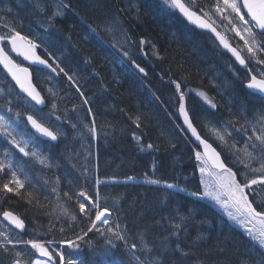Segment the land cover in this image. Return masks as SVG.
Returning a JSON list of instances; mask_svg holds the SVG:
<instances>
[{
	"label": "trees",
	"instance_id": "16d2710c",
	"mask_svg": "<svg viewBox=\"0 0 264 264\" xmlns=\"http://www.w3.org/2000/svg\"><path fill=\"white\" fill-rule=\"evenodd\" d=\"M44 2L49 4V0ZM65 2L71 4L73 11L66 12L64 17L56 19L51 26L42 27L45 20L43 14L35 9L33 0H0V9H12L11 13L0 11V25L7 22L45 43L46 49L62 61L66 72L76 82L73 84L64 73L52 78L46 72V77L50 78L49 85L54 84L58 93L54 98L49 97L47 106L38 116L44 120L42 117L48 116L54 100L57 104L55 115L48 116L44 121L54 130L62 126L67 139L61 138L56 144L36 139V146L43 154L50 156L56 165L54 168H42L0 139V158L4 150L8 149L14 166L19 165L23 169V173L18 170L20 178L23 180L24 174H27L39 190L37 195L41 203H45V196L52 203L47 208H37L34 203L29 205L26 200L9 193L0 200V211L8 207L19 211L32 229L50 235L52 239H73L74 232L67 228V217L57 221L55 216L44 214L50 212L56 203L55 195L50 192L56 177L60 181V203L70 213L77 215L79 223L74 227L75 232H80L87 229V220L80 219L83 214L79 212L75 199L67 200L63 193L82 188L92 196L95 179L105 181L116 177L122 182L131 176L136 178L134 184L109 182L99 186L101 206H104V200L107 199L109 210H112L116 197H125L120 200V206L124 209L122 218L126 217L128 223L129 243L136 242L139 247L136 233L145 232L147 239L159 246V242L171 231L164 218L174 215L177 207L185 214L191 209L192 220L187 224V231L181 232L178 241L173 239V245L179 242L181 247H186L198 234H202L207 237L206 242L193 251L207 264H264L259 247L253 250L245 234L232 226L214 206L183 192L174 198L170 197L167 205H162L156 186L142 182L145 179L144 173L152 176L151 163L155 157L163 165L157 176L169 182H174L176 178L189 193H201L199 161L194 155L198 150L189 135L181 131L183 126L177 111L179 101L172 81L180 83L181 90L187 93L190 115L200 132L221 150L227 161L228 156L235 160L231 150L221 145L204 125L212 122L224 125L232 121L234 127L239 128L244 124L242 110L248 120H254L258 110H264V98L245 87L246 69L240 67L228 53L212 46L206 33L192 28L177 11L163 5L162 0H118L117 4L115 0H100V8L93 7L94 0ZM215 2L196 0L194 8L200 11L201 8L212 7ZM117 15L138 50H141V39L147 43L148 59H142V63L139 61L147 75L141 74L129 60H125L124 55L111 46V38L102 32V26H106ZM21 21L22 27L19 26ZM222 23L225 28L230 25L225 19ZM3 29L5 27H0V32ZM238 37L232 32L233 43L241 47L243 40ZM153 46L162 59L153 54ZM259 55L264 59V53ZM252 63H249L250 67ZM259 66L264 70V65ZM40 76L35 71V83L44 92L46 82L41 73ZM0 89L3 90L0 93L1 111L13 115L19 112L20 118L24 119L25 113L31 111L32 106L14 88L1 68ZM79 92L84 95L80 96ZM197 92L206 93L217 107L211 109ZM85 98L89 101L88 105L83 104ZM9 100L12 113L6 111ZM74 106L76 111H72ZM88 107L92 109L91 114L86 111ZM137 115L141 116L139 128L134 123ZM56 116H60L62 121H57ZM93 117L98 130L95 135L83 128ZM67 120L76 123L77 129H72ZM229 130L232 131V136L226 137L229 144L235 141L237 147L242 148L244 135L231 127ZM25 131L29 132L28 128ZM134 134L142 136L145 145L151 143L154 147L158 146L159 151L152 154L140 151ZM171 143H175V148L170 146ZM75 153H79V156H75ZM228 163L235 169L240 166ZM85 168L87 172L82 175ZM48 170L52 174L47 175ZM44 175L48 177V186H44ZM184 176L188 177L186 181L182 178ZM4 177H7V173ZM69 181L72 182L71 187ZM28 189L29 184L26 182L25 189L21 191ZM130 204L135 205L134 210L129 208ZM259 209L263 210L262 204ZM140 213L143 215L137 218ZM50 220L56 227L48 232ZM61 224L66 228L64 233L59 232ZM85 241H92L98 251H103L105 247L104 237L94 231L88 233ZM81 247L84 249L83 256L90 258L91 252L84 247V242H81ZM195 259L190 258L186 264H195Z\"/></svg>",
	"mask_w": 264,
	"mask_h": 264
},
{
	"label": "snow or ice",
	"instance_id": "6c2138e0",
	"mask_svg": "<svg viewBox=\"0 0 264 264\" xmlns=\"http://www.w3.org/2000/svg\"><path fill=\"white\" fill-rule=\"evenodd\" d=\"M50 2L53 10L48 12L49 5L44 0H33L35 9L43 14V19L46 21V23L41 25L42 27L51 26L57 18L63 17L66 12L73 11L71 4L65 2V0H50ZM162 2L169 8L178 9L184 17L193 23H198L200 27L211 28V25L203 19V17L208 16V13L201 8L200 12L203 14L202 17L193 10L196 0H188V3H185V0H162ZM93 7L100 8V0H94ZM214 10L216 14L228 21L231 25V30L244 41V48L247 50L252 62L257 65H264V59H261L259 55L260 53H264V0H216ZM0 11L11 13L12 9L6 8L0 9ZM120 23L118 15L111 18V22L106 25L105 31L113 36L116 46L121 48L123 55L131 59L129 51H124L123 49L125 46L131 47L135 41H132L131 37L123 31L119 26ZM19 26H23L22 21L19 22ZM0 27H6L8 29L7 32H0V65H3V68L7 70L16 84L19 85L20 89L24 93H27V96L31 97L36 105H44V97L40 95L31 83L29 69L17 64L9 56L8 52L5 51V48H9L11 52L37 65V72H43L45 68L56 72V68H60L59 64L53 67L47 59H42L37 55L36 48L38 45L21 35L20 31H17L16 26L5 22ZM211 30L216 32L215 28H211ZM216 35L239 64L244 66L246 71L251 74L252 69L248 67V62L241 56L240 51L233 48L219 32H216ZM117 36H119V39H117ZM144 43V40L140 41L141 45ZM153 54L157 58L162 59L158 51H156L155 46H153ZM132 63L140 73L147 75L143 67L136 64L134 60ZM40 65L44 67L41 68L39 67ZM60 72H63L73 84L76 83L72 76L64 72L63 68H60ZM259 76L260 78L258 79L257 75H250L246 87L264 95V70L259 71ZM172 83L175 84L178 100L181 102L178 111L183 115V122L187 126L186 129L181 128V131H190L191 135L195 137V141L199 142L195 146L197 148L200 145L203 146V151H195L194 155L195 159L200 161V183L204 185V191L203 193L196 191L189 193L187 188L181 187L176 178H174V182H169L168 179L157 176V173L162 169L163 165L155 157L151 163L152 176L149 177L148 173H144L145 179L142 182L156 186V190L160 193L159 200L162 205H167L170 197L174 198L181 192L195 197L197 200L211 199L215 201L221 207L228 210L227 214L229 219L245 229L246 234L250 238V243H252L253 250H256L258 245L259 254L264 257V210L258 211L257 207L253 206V201L249 200V196L251 195L257 205L264 204V110H258L254 120H248L245 112L242 110L241 116L244 119V124L239 128H235L234 122L232 121L225 122L221 126L223 130L215 126H210L208 123L204 125L220 141L221 145L227 146L231 150L235 156L233 162L242 166L240 179H238L237 173L225 165L224 161L220 158V153L207 140L203 139L198 133L197 128L193 126L189 113L183 103L186 93L180 90V83L176 81H172ZM2 91L0 89V93ZM47 91L51 97L54 98L56 96V93L51 88L47 89ZM188 91L194 90L189 89ZM196 94L211 109L217 107L206 93L197 92ZM79 95L83 96L84 93L79 92ZM88 103V99L85 98L83 104L88 105ZM56 110L57 104L53 100L48 116L55 115ZM6 111L8 113L13 112L10 100L7 101ZM38 111H42V109H38ZM72 111H76L75 106ZM86 111L91 114V107H88ZM14 115L18 121L20 113L15 112ZM48 116H44L42 119L47 120ZM61 119L60 116H56L57 121H61ZM26 120L38 136L24 139V136L18 133L16 127L13 126L15 122H11L10 118L6 115H0V136L4 137L5 142L14 146L15 149H18L19 153H22L24 157H28L30 161L39 164L42 168H54L56 165L50 156L43 154L41 150L35 147L36 139L44 137L47 138V142L52 143L61 138L67 139V134L63 131L62 126L57 127L53 131L52 128L46 127L44 123L32 115H27ZM67 123L70 124L72 129H77L76 123H73L71 120H67ZM134 123L137 128L140 127V115L135 116ZM230 127L234 131L244 135L245 141L242 148H238L235 141L229 144V141L226 139V137L232 136V131L229 130ZM83 128L87 129V132L91 135H95V118L93 117L89 124H84ZM249 132L251 133L250 135ZM81 135H83V132H81ZM18 136H20L19 139H17ZM134 138L140 151H148L149 154L159 151L158 146L154 147L151 143L145 145L142 142V136H135L134 134ZM30 143L33 145L31 149H29ZM170 146L175 148L176 145L175 143H171ZM74 155L79 156V153H75ZM9 156V150L5 149L2 158H0V180L3 181L0 183V200L11 193L26 200L29 205H33L34 203L37 208H47L48 204L52 203L50 198L45 196V203H41L37 195L39 190L35 188L27 174H24L23 180L20 178L18 170L23 173V169L19 165L14 166ZM86 172L87 169L85 168L82 175ZM5 173H7L6 178L4 177ZM206 174L208 179H205ZM193 175L195 174L193 173ZM178 176H182V174H178ZM182 178L185 181L188 179L186 176ZM85 180H87V176H85ZM26 182L29 184V189L22 192L21 190L25 189ZM129 182L134 184L136 178L129 176L122 182L112 181V183L124 184H128ZM47 183L45 181V184ZM59 183V177H56L53 186L50 188V192L55 195L56 203L50 212H45L44 214L50 217L55 216L57 221L61 217H67V228L74 232V238L63 239L59 242L55 239L47 241H39L37 239L24 240L22 238V233L25 230L24 220L13 211L4 210L0 212V264H57V258L59 264H186L193 257H196L195 264H207L206 260L197 257L193 251V249L200 248L206 242L207 237L198 234L192 243L186 247H181L179 242H176L174 245L172 243L173 239L179 240L182 231H187V224L192 220L191 209L185 214L177 207L174 209V215L170 214L164 218L167 220L171 231L159 242V246L151 243L147 239L145 232H137L136 240L139 242L138 247L136 242L129 243L130 233L128 223L126 217L122 218L124 209L120 206V200L125 199V197H116L113 200L111 211L107 206V199L104 200V206H101L102 197L99 186L101 183L107 185L109 181L95 179L92 196L82 188L76 189L71 193H63V197L67 200L75 199L79 212L83 214L80 219L87 220V229H82L80 232H75L74 227L79 223L77 215L70 213L69 209L60 203L62 197ZM68 184L71 187L72 182L69 181ZM93 196L95 199H93ZM89 201L92 202L89 203ZM129 208L134 210L135 205L130 204ZM233 209L234 211H232ZM57 210L59 211L57 212ZM113 212L116 213L115 216H113ZM142 215L143 213H140L137 218H140ZM258 224L260 227H257ZM55 227L56 224L50 220L48 232H51ZM17 229L20 231L17 232ZM65 231L66 228L61 224L59 232L64 233ZM93 231L101 237H104L105 247L103 251H98L92 241H85L88 233ZM34 234L37 236L41 235L38 231H35ZM81 242H84V247L90 250V258L83 256L84 249L81 247ZM29 245L30 249L34 250L31 254H29L30 250L27 248ZM63 245H67L72 250L69 252L67 258ZM21 246L24 247L22 248ZM50 248L52 249L51 251L49 250ZM36 253L39 256H36ZM54 253L55 257L53 255ZM121 254L123 258H121ZM207 255L208 253L206 252L205 256ZM40 257H47V259H41ZM244 264H247V262H244Z\"/></svg>",
	"mask_w": 264,
	"mask_h": 264
},
{
	"label": "rangeland",
	"instance_id": "374dc122",
	"mask_svg": "<svg viewBox=\"0 0 264 264\" xmlns=\"http://www.w3.org/2000/svg\"><path fill=\"white\" fill-rule=\"evenodd\" d=\"M210 15L214 16L215 14L211 12ZM105 27L106 26H102V32H105L107 35H109L108 32L105 31ZM117 39H119V36H117ZM111 41H112L111 46L114 49H116L121 55H123V51L121 50L120 47L116 46L115 41L113 40V37H111ZM136 47L137 46L135 44H132L131 47L125 46L123 50L124 51H129V56L131 57V59L129 57H126V56H123V58H125L126 60H129L130 62H132L133 60L136 61V59L138 58V55L140 54L138 52L141 51V50H138V48H136ZM245 52L247 53V50H245ZM219 128H221V130H223L221 126H219ZM24 139H28V138H24ZM30 145H31V143L29 144V147H30ZM199 165H200V161H199ZM198 171H199V169H198ZM199 176H200V172H199ZM205 179H208L207 174L205 175ZM200 180H201V176H200ZM201 185H202V192L201 193H203L204 185L202 183H201ZM254 187H256V186H254ZM202 200H204L205 202H207V203L213 205L214 207H216L233 225H235L236 227H239L240 229H242L246 233L245 229L241 225H239L236 222H234L233 220L229 219L228 214H227L228 210H226L225 208L221 207L219 204H217L215 201H213L211 199H202ZM232 211H234V209ZM249 227H251V225H249ZM257 227H260V225L258 224ZM41 259H47V258L41 257Z\"/></svg>",
	"mask_w": 264,
	"mask_h": 264
},
{
	"label": "bare ground",
	"instance_id": "6f19581e",
	"mask_svg": "<svg viewBox=\"0 0 264 264\" xmlns=\"http://www.w3.org/2000/svg\"><path fill=\"white\" fill-rule=\"evenodd\" d=\"M115 2H116V4H117V2H118V0H115ZM162 4H163V2H161ZM164 5V4H163ZM189 25H191V26H193L192 25V23H190V21H188L186 18H183ZM4 28V27H3ZM7 28L5 27V29H3V31L4 32H7ZM3 31H1V32H3ZM141 40H144V39H141ZM145 41V40H144ZM146 47H147V43L145 42L143 45H141V53H140V57L138 56V60L136 59V61H135V63L136 64H139L140 62L142 63V59L143 60H145V61H147V49H146ZM126 60V59H125ZM140 61V62H139ZM131 63V65L135 68V66H134V64L132 63V62H130ZM140 65V64H139ZM141 66V65H140ZM142 67V66H141ZM136 69V68H135ZM136 70H138V69H136ZM145 72H146V70H145ZM141 74H144V73H141ZM181 90V89H180ZM182 91V90H181ZM183 92H185V91H183ZM174 93H176V95H177V99H178V93L175 91ZM186 93V92H185ZM187 94V93H186ZM187 95H185V100L183 101V103L185 104V106H186V110L188 111V113H189V117H190V119L192 120V117H191V115H190V109L188 108V98L186 97ZM179 101V100H178ZM181 102L179 101V104H180ZM47 106V103H46V105H45V107ZM44 107V108H45ZM179 108V107H178ZM178 111V110H177ZM178 114H179V118H180V120H181V123H182V126H183V128H185L186 129V125L184 124V122H183V117H182V114L178 111ZM192 123H193V125H195V123L193 122V120H192ZM45 126L46 127H50V126H48V125H46L45 124ZM51 128V127H50ZM52 130L53 131H55L53 128H52ZM189 131H187L186 133H188ZM35 136H38V134H34ZM28 139L30 138V136L29 137H27ZM38 139H41V140H43V141H47V138H44V137H39ZM58 141H59V139H58ZM58 141H56V142H52V143H58ZM220 142V141H219ZM33 147V145L31 144L30 145V147H29V149H31ZM35 147L37 148V146H36V144H35ZM198 169H199V166H198Z\"/></svg>",
	"mask_w": 264,
	"mask_h": 264
},
{
	"label": "water",
	"instance_id": "95a60500",
	"mask_svg": "<svg viewBox=\"0 0 264 264\" xmlns=\"http://www.w3.org/2000/svg\"><path fill=\"white\" fill-rule=\"evenodd\" d=\"M178 10V9H177ZM179 11V10H178ZM182 14V13H181ZM198 14V13H197ZM183 15V14H182ZM198 15H200V14H198ZM202 16V15H201ZM203 17V16H202ZM184 18H186V17H184ZM187 19V18H186ZM203 19L208 23V24H210L211 25V28H215L216 29V32H219L224 38H225V40L233 47V48H236L238 51H240L237 47H235L229 40H228V38L213 24V23H211L207 18H205V17H203ZM188 20V19H187ZM189 21V20H188ZM190 23H192V25H194L195 27H197V28H199V29H201V30H204V31H208V32H210V33H212L216 38H217V40L219 41V43L223 46V48L226 50V51H228L231 55H232V53L227 49V48H225L224 47V45L221 43V41H220V38L219 37H217V35H216V32H213L212 30H211V28H202V27H200L199 26V24L198 23H193L192 21H190ZM240 54H241V56H243V54L241 53V51H240ZM233 56V55H232ZM244 57V56H243ZM233 58L236 60V58L233 56ZM237 61V60H236ZM238 62V61H237ZM239 63V62H238ZM30 72V71H29ZM251 75H253V74H251ZM258 79H259V77H257ZM249 81H247L246 82V84H245V86L247 85V83H248ZM31 83L33 84V82H32V77H31ZM34 85V84H33ZM19 86V85H18ZM36 88V87H35ZM36 90L38 91V89L36 88ZM249 90H251V91H253V92H255L254 90H252V89H249ZM39 92V91H38ZM40 93V92H39ZM255 93H257V92H255ZM40 95H41V93H40ZM262 95V94H261ZM42 96V95H41ZM264 96V95H263ZM45 105V104H44ZM41 106H43V105H41ZM185 108H186V106H185ZM182 117H183V115H182ZM194 127H196L195 125H193ZM197 131H198V129H197ZM189 134H190V136L194 139V141H195V137L194 136H192L191 135V132L189 131L188 132ZM198 133H199V131H198ZM201 136V135H200ZM202 137V136H201ZM203 138V137H202ZM204 139V138H203ZM197 144L199 143L198 141H195ZM209 143V142H208ZM212 145V144H211ZM201 146V148H202V150H203V146L202 145H200ZM212 147L213 148H215V146H213L212 145ZM216 149V148H215ZM216 151L217 152H219L217 149H216ZM220 153V152H219ZM220 158H221V160H223L224 161V159H223V157H222V155H221V153H220ZM210 163H211V161H210ZM224 163H225V161H224ZM225 165H226V163H225ZM227 166V165H226ZM228 167V166H227Z\"/></svg>",
	"mask_w": 264,
	"mask_h": 264
}]
</instances>
